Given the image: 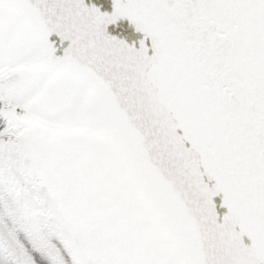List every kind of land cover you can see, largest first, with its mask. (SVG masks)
Listing matches in <instances>:
<instances>
[{"label": "snow or ice", "instance_id": "6c2138e0", "mask_svg": "<svg viewBox=\"0 0 264 264\" xmlns=\"http://www.w3.org/2000/svg\"><path fill=\"white\" fill-rule=\"evenodd\" d=\"M0 264H264V0H0Z\"/></svg>", "mask_w": 264, "mask_h": 264}]
</instances>
